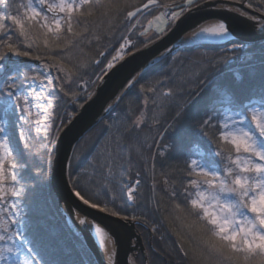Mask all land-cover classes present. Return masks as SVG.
<instances>
[{"label":"snow or ice","instance_id":"6c2138e0","mask_svg":"<svg viewBox=\"0 0 264 264\" xmlns=\"http://www.w3.org/2000/svg\"><path fill=\"white\" fill-rule=\"evenodd\" d=\"M151 6L161 7L158 0H147L146 4L126 11V2L105 0L101 5V15L108 19L109 31L112 32L109 39L119 42L116 55L104 64L110 45L105 51H100L95 60L75 65L73 71L72 68H65L63 53L75 48L90 35L88 25L80 18L95 14L96 0H0V241L6 242L0 247V262L3 264H56L45 258L55 240L43 234L39 220H32L30 225L24 220L28 216L24 200L31 190L24 179L28 167L24 157L34 155L32 139L42 142L45 145L42 151L51 156L62 133L61 126L65 121L71 124L74 119V110L68 112L64 106L69 101H78V91H87L91 84L104 80L125 52L135 47L133 35L138 34L145 37V41H150L149 27L137 30L141 27L140 17L145 10L150 12ZM246 7L261 13L258 17L252 15L249 18L258 30L264 32V0H258L256 4L249 2ZM194 8L199 10L198 0H183L181 4L164 6L165 10L155 18L157 24L152 29L153 33L167 35L176 22ZM240 14L249 16L243 10ZM81 26L83 32L75 31ZM41 37L45 54L52 57L59 55V62L41 58L38 52ZM92 38L99 41L102 37L94 35ZM62 40L65 43L60 52L49 47L50 43L59 46ZM206 41L231 42V30L222 18L207 17L194 26L191 35L181 37L179 43L180 47H201ZM242 47L233 43L227 51L235 53ZM33 52H37L34 59L40 61L39 65L21 59L32 57ZM230 59V56H225L216 63L227 64ZM101 64L104 67L100 73H93L95 80L83 79L88 75L89 68ZM137 77L142 78V73H138ZM137 82V78L130 80L126 90ZM199 85L198 95L210 94L202 110L192 117L191 124H183L181 113H178L172 120L165 121L160 140H153L159 146L167 139V143L159 148L161 157L168 159L171 154L184 162L183 175L178 181L170 183V173L161 170L162 191L171 201L172 210L180 214L174 219L181 221L186 230L183 235L177 232L189 245L185 249L181 243L179 253L185 259L190 258L193 264H264V80L247 98H240L228 84L213 86L210 77L199 80ZM180 88L181 91L175 93L171 89L166 90L163 96H180L183 85ZM157 90L156 86L141 85L145 106L150 98L148 94H155ZM92 95L90 93L89 98ZM122 98L123 95L117 97L116 102ZM136 99L139 100V97ZM105 111H114L113 105ZM163 118L155 119L154 123L159 125ZM114 119L119 120V117ZM111 127V122L106 124V130ZM139 128L137 121L123 131L117 128V137L112 141L114 147L107 151L98 166H93L95 175L102 177L99 190L107 201L100 210L110 211L113 216H121L122 208H132L135 212L142 207L141 201L155 204V211L160 210L154 195L157 191L155 163L151 167L152 196L146 197L140 191L143 181L139 171L134 182L131 177L128 181L123 179L125 164L131 165V159L126 160L122 156L121 145L125 141L134 142V134ZM9 129L18 131L23 151L17 147L16 137L10 134ZM33 129L35 137L31 134ZM147 150H151V145ZM137 152L140 153V149ZM69 169L73 194L89 205L81 180L96 184V179L87 171L73 175L71 158ZM131 170V167L127 169L128 172ZM90 206L96 208L99 205L92 203ZM122 218L128 219L127 215ZM133 219L137 216L134 215ZM87 222L86 218L79 220L80 224ZM16 224H22L26 230L31 227V238L14 230ZM92 228L97 246L105 248L110 233L97 224H93ZM156 230L154 224L153 231ZM21 239L23 250L14 243ZM113 255L114 252L107 255V264H112ZM129 264H134V260H130Z\"/></svg>","mask_w":264,"mask_h":264},{"label":"trees","instance_id":"16d2710c","mask_svg":"<svg viewBox=\"0 0 264 264\" xmlns=\"http://www.w3.org/2000/svg\"><path fill=\"white\" fill-rule=\"evenodd\" d=\"M202 1L205 0H198V3ZM235 1H241L246 4L249 2L256 4L258 2V0ZM121 2H126L127 11L146 4L147 0H121ZM182 2L183 0H158L161 8L172 4H181ZM103 3H105V0H96L97 11L95 14L91 17L80 18L83 23L88 25L90 35L75 48H71L70 51L63 53L66 57L63 61L66 69L72 68L75 71V65L88 60H95L100 51H105L111 45L107 58L104 60L105 64L108 57L118 45L116 40L109 39L112 32L109 31L108 19L101 15L103 12L101 5ZM152 7L151 10L153 9L152 11H154ZM120 19H123V17ZM116 23H119V21H116ZM75 31L83 32V27H76ZM94 35H100L102 38L96 41L92 38ZM117 35L119 34L117 33ZM159 36L155 34V36L151 37L150 41ZM132 39L134 40L135 47L131 50L140 48L150 42L141 40L139 35H133ZM42 41L43 38L41 37L38 49L41 58L59 62L61 60L59 55L52 57L45 54L46 49L43 47ZM64 43V40L60 41L59 46L56 43H50L49 47L56 52H60L64 47ZM233 43L243 45V47L235 53L228 52L227 49H230ZM35 55H37V52H33L32 57L22 58L26 59L28 63L39 65L40 61L34 59ZM225 56L231 57L227 64L222 62L216 63L217 60L222 61ZM104 64L96 68H89L88 75L84 76L83 79L88 81L94 80L95 75L93 73L99 74ZM141 73L142 78L137 77L138 82L135 83V86L127 89L122 94L123 98L115 103L113 106L114 111L109 112L103 117L74 146L70 157L72 160L73 175L76 172L87 171L88 175L94 176L97 181L96 184H88L86 179L81 180V184L85 187L84 194L89 199L90 204L98 203L100 207H103L107 202L105 196L99 190L102 177L95 175L93 166H98V162L103 161L104 156L107 155V151L114 147L112 141L117 137V128L123 131L133 121L139 122L140 128L137 129V134H134L136 135L134 142L125 141L121 145L122 156L126 160L131 159V165L125 164L123 179L128 181L131 177L133 181L136 178V172L139 171L141 173L140 178L143 181L140 191L146 197L151 195L149 169L153 163L156 164V170L160 172V176H162L161 170L163 169V171L170 173V183L173 180L178 181L179 177L183 175V160L171 154H169L168 159H164L159 154V148H162L167 143V139L159 146L153 143V140H160V134L164 131L166 120L170 121L178 113H181V122L186 125L191 124L192 117L202 110L208 102L210 93L198 95L200 92L199 80L210 77L213 86L217 84H228L240 98H247V96L251 95L252 90L264 80V41L242 44L236 39H231V42L226 41L217 44L204 43L201 47H181L179 50L147 67ZM157 81L160 83L157 84ZM142 84L156 86L158 89L155 94H148L150 98L147 100L146 106L142 103L145 99L140 91ZM181 85H183L182 95H174L167 98L163 96V93L169 89L174 93L181 91ZM73 90H76L75 86H73ZM56 91L58 92L59 89L57 88ZM80 94L81 91H78L79 99L77 102L73 103L69 101L64 106L68 112H73L74 110L75 114L88 99L87 97H81ZM60 95L62 96L63 93H60ZM137 97H139V100L136 99ZM184 109L187 110L185 111ZM141 110H143L142 113ZM126 114L127 119H125ZM161 116L164 118L161 119L160 124H155L154 120ZM114 117H119V120H115ZM109 122L113 124V127L106 130V124ZM67 123L65 121L64 125ZM9 132L12 136L16 137L17 147L23 151V142L19 140L18 131L16 129H9ZM31 134L35 137L36 133L34 129ZM149 145H151L150 151L147 150ZM44 147L45 145L42 142L37 139H32L31 150L34 155L24 157L28 165L24 172V179L28 181L31 189L24 200L25 211L28 213V216L24 217V220L29 225L32 220H39L43 234L55 240V243L49 248L48 255L45 257L46 259L55 261L56 264H95L91 254L87 251L81 239L68 225L64 215L57 207L48 183L53 152L49 156L46 151H42ZM137 149H140L142 155L137 152ZM129 167L132 168L131 172L127 171ZM145 169H148V171L146 172ZM69 171L68 165V180L72 187V181L69 179ZM33 177L35 179H32ZM177 186L179 187V185ZM162 189L163 185L160 186L161 191ZM162 194L159 211H155V208H152V205L150 206L146 201H141L142 207L138 208L135 212L132 208L121 209V216L119 217L127 215L129 219H133L135 215L137 216V220L149 227V230H146L143 227L137 226V231L143 239L147 258L144 260L143 255L140 253L136 257H133L134 263L193 264L190 258L185 259L179 253V246L165 230L164 226L166 222H169L172 227H176L177 220L174 219L173 215L172 217L171 214L169 216V201L167 200V203L164 200L163 191ZM123 199L126 200L125 195ZM147 205L148 208L145 211L144 207ZM106 212L111 213L110 211ZM177 214L180 215L179 213ZM154 224L157 229L156 231H153ZM15 226L31 238V227L26 230L22 224H16ZM150 238L151 241L149 244ZM184 246L188 249L189 245L187 240H184Z\"/></svg>","mask_w":264,"mask_h":264},{"label":"water","instance_id":"95a60500","mask_svg":"<svg viewBox=\"0 0 264 264\" xmlns=\"http://www.w3.org/2000/svg\"><path fill=\"white\" fill-rule=\"evenodd\" d=\"M246 6V3L235 0L200 2L199 10L194 8L189 14L181 17L167 35H160L119 60L102 82L97 81L93 95L91 98L88 97L74 114L71 124L67 123L62 127V133L51 158L49 187L59 210L72 223L77 231L75 233L91 254L95 264H107V260L98 250L88 225L79 223L81 218L97 223L110 233L114 246L112 264H129L130 260L140 253L146 260V250L137 226L146 230H149V227L137 219H123L101 211L100 206L93 208L90 203L85 205L73 194L68 180V165L75 144L109 113L105 109L109 105H115L116 98L126 91V85L130 80L137 78L138 73L160 59L179 50L181 47L178 42L181 37L194 29V26L204 22L207 17L222 18L230 28L232 38L242 43L264 41V32L258 30L249 18L252 15L258 17L261 13ZM240 10L247 11L249 16H242ZM22 60L26 61L24 58Z\"/></svg>","mask_w":264,"mask_h":264},{"label":"rangeland","instance_id":"374dc122","mask_svg":"<svg viewBox=\"0 0 264 264\" xmlns=\"http://www.w3.org/2000/svg\"><path fill=\"white\" fill-rule=\"evenodd\" d=\"M25 2H26V0H25ZM152 8H154V11H152L151 10V12L149 13V12H147V10H145V14L143 15V16H141L140 17V25H141V27L138 29L139 31H142L143 30V28L144 27H149V35H150V37H152V36H155V34L153 33V31H152V29H154L155 27H156V24H157V21H156V17L161 13V12H163L165 9H164V7H152ZM146 14H147V16H146ZM152 22L151 23V26L149 25V22ZM160 26L161 27H163V24L161 23L160 24ZM138 35V34H137ZM137 35H135V36H137ZM139 38L141 39V40H143V41H145V37H143V36H139ZM232 39V38H231ZM133 40V39H132ZM133 42H134V40H133ZM117 48H119V42H118V45L116 46V48L114 49V51H113V53L108 57V59L106 60V62H105V64L107 63V61L108 60H110L111 58H112V56H114V55H116V49ZM129 52H131V49L130 50H128V51H126L125 52V54L123 55V56H125V55H127ZM103 67H104V65H103ZM102 67V68H103ZM95 80V79H94ZM96 84L97 83H94V84H91V86H90V88L88 87L87 88V91H81V94H80V96L81 97H89V94L90 93H93L94 91V86H96ZM62 127V126H61ZM150 171H149V178H150V185L152 184V171H151V168L149 169ZM160 174V172H158L156 169H155V180H156V188H157V191L155 192V200L156 201H158L159 202V205L161 206V203H160V198L163 196V194H162V191L160 190V186H162L163 185V180H162V176H160L159 175ZM135 180V179H134ZM134 180H133V182H134ZM151 187V186H150ZM163 187H164V185H163ZM125 192H126V189H125ZM151 193V195L150 196H152L153 195V193L152 192H150ZM125 197H126V195H125ZM164 200H166V202H167V200H168V198H167V196L164 194ZM169 201V200H168ZM142 202H144V201H142ZM168 203V202H167ZM166 203V204H167ZM152 205V208H155V204H150V206ZM169 208H168V211H169V216H170V214H171V217H172V215L173 216H175V215H178L177 213H175L173 210H172V203H171V201H169ZM148 208V205L147 206H145L144 207V209H145V211H146V209ZM165 227V230H166V232L172 237V239L174 240V242L178 245V246H180V244L181 243H183V245H184V240H182L181 238H180V236H178L177 235V232H181V235H183V233H184V231H186L184 228H183V224L181 223V221H179V220H177V225H176V227H172L170 224H169V222H166V225L164 226ZM14 230H16L17 232H21V230H20V228H18V227H16V226H14ZM152 236V235H151ZM152 238V237H151ZM150 238V239H151ZM150 241L151 240H149V244H150ZM6 242H4V241H0V247H2V246H4V244H5ZM7 243H13V242H7ZM14 243L16 244V246L17 247H19V248H21L22 250H23V248H24V243H23V239H21V240H16V241H14ZM185 247V246H184ZM186 249V248H185ZM0 264H3V262H0ZM135 264V263H134Z\"/></svg>","mask_w":264,"mask_h":264},{"label":"bare ground","instance_id":"6f19581e","mask_svg":"<svg viewBox=\"0 0 264 264\" xmlns=\"http://www.w3.org/2000/svg\"><path fill=\"white\" fill-rule=\"evenodd\" d=\"M208 23H212V21H207ZM194 29H192V30H190L189 32H187L183 37H186V36H189V35H191V32L193 31ZM231 38H232V36H231ZM179 42H180V40H179ZM178 42V44H180ZM223 42H226V41H206V42H204V43H223ZM74 149V148H73ZM73 152V151H72ZM72 155V154H71ZM53 156V155H52ZM52 158V157H51ZM51 163V162H50ZM49 171H50V168H49ZM48 183H49V176H48ZM51 190V189H50ZM51 193H52V191H51ZM53 194V193H52ZM54 196V195H53ZM55 198V197H54ZM56 201V200H55ZM57 204V203H56ZM58 207V206H57ZM59 209V208H58ZM60 211V210H59ZM61 212V211H60ZM62 213V212H61ZM63 214V213H62ZM65 217V216H64ZM88 222L86 223L87 225H88V228H89V230H90V233H91V235H92V237H93V228H92V225L93 224H97V223H95V222H91V221H89V220H87ZM67 223H68V225L71 227V229L74 231V233L76 232L77 233V231H76V229L74 228V226L72 225V223L69 221V220H67ZM98 225V224H97ZM100 226V225H99ZM75 233V234H76ZM77 235V234H76ZM78 236V235H77ZM142 238V237H141ZM142 241H143V239H142ZM96 243V242H95ZM96 245H97V243H96ZM98 247V246H97ZM113 242H112V238L110 237V240L106 243V247L105 248H101V247H98V250L100 251V253H101V255H102V257L105 259V260H107V255L108 254H110V253H112L113 252Z\"/></svg>","mask_w":264,"mask_h":264}]
</instances>
